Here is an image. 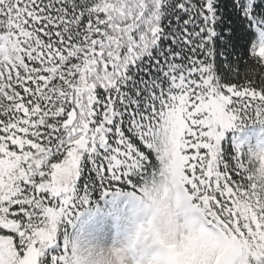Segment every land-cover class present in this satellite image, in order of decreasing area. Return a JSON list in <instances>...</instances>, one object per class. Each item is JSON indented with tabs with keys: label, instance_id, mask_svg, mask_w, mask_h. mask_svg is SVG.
<instances>
[{
	"label": "snow or ice",
	"instance_id": "snow-or-ice-1",
	"mask_svg": "<svg viewBox=\"0 0 264 264\" xmlns=\"http://www.w3.org/2000/svg\"><path fill=\"white\" fill-rule=\"evenodd\" d=\"M252 129L264 0H0V264H103L68 229L120 197L132 264H264Z\"/></svg>",
	"mask_w": 264,
	"mask_h": 264
},
{
	"label": "rangeland",
	"instance_id": "rangeland-1",
	"mask_svg": "<svg viewBox=\"0 0 264 264\" xmlns=\"http://www.w3.org/2000/svg\"><path fill=\"white\" fill-rule=\"evenodd\" d=\"M253 149L264 148V136L259 129H252L248 133ZM133 208V201L120 197L113 203L101 208L98 214H84L78 219L77 229L72 243L81 248L93 246L94 241L110 240L121 234V220L126 211ZM119 217V219H117ZM103 225V227H101Z\"/></svg>",
	"mask_w": 264,
	"mask_h": 264
},
{
	"label": "clouds",
	"instance_id": "clouds-1",
	"mask_svg": "<svg viewBox=\"0 0 264 264\" xmlns=\"http://www.w3.org/2000/svg\"><path fill=\"white\" fill-rule=\"evenodd\" d=\"M143 220L142 215L137 214L136 210L132 208L126 211L121 220V227L119 236H114L110 240H100L93 242V248L96 250H103V264H132V261L123 257L119 253V249L126 243V238L131 234L137 224Z\"/></svg>",
	"mask_w": 264,
	"mask_h": 264
},
{
	"label": "trees",
	"instance_id": "trees-1",
	"mask_svg": "<svg viewBox=\"0 0 264 264\" xmlns=\"http://www.w3.org/2000/svg\"><path fill=\"white\" fill-rule=\"evenodd\" d=\"M111 203H113V201H110L106 205L111 204ZM101 206H105V204H102ZM81 211L83 212V209H81ZM84 214H86V213H84ZM77 223H78V219L76 221H74V225L68 229V239H69L70 242H73L74 234H75V229H76Z\"/></svg>",
	"mask_w": 264,
	"mask_h": 264
}]
</instances>
